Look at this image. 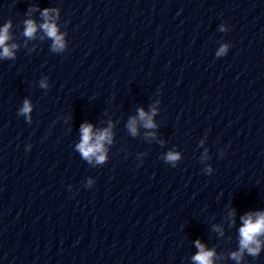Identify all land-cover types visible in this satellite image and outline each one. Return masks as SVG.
<instances>
[{"label": "clouds", "instance_id": "1", "mask_svg": "<svg viewBox=\"0 0 264 264\" xmlns=\"http://www.w3.org/2000/svg\"><path fill=\"white\" fill-rule=\"evenodd\" d=\"M50 12H56V9H44L41 15L44 17V22L37 25L32 19H27L24 22V36L29 39L34 38L38 27L44 31L46 36L50 38L52 43V50L54 52H62L66 48V42L64 35L59 32L58 26L55 20L50 16ZM58 15V13H57ZM11 28V21H8L0 28V57L11 59L14 57L12 49L16 48V45H12L11 48L7 46L6 42L11 38L9 35V29ZM221 31L225 28L222 25ZM228 51V45H222L216 52L217 57L225 56ZM41 87L46 88L47 83L41 81ZM32 105L29 100L25 99L23 106L19 109L18 114L22 115L31 122ZM156 114V109L151 110V114L146 113L143 109L138 110L139 120L143 122V126L147 129L155 128L156 125L153 122V116ZM127 127L133 136L137 135V119L131 118L127 124ZM81 140L76 145L77 150L81 154L82 158L88 163L95 161L97 165H103L107 159L105 143H112L111 125L109 128H104L96 132L93 131V125L90 123H84L80 127ZM148 135H154L148 133ZM180 159V155L177 152L169 151L164 160L167 163H171L175 166V163ZM210 171V169H209ZM93 181L90 179L85 187H91ZM234 215V212L230 213ZM242 226L239 228V248L237 251H233L230 254L232 260L240 264L243 256L247 253L251 257H258L264 247V211L249 212L241 218ZM195 246L198 249L197 254L192 258L194 264H214L213 258L215 256L214 250H208L199 241H195Z\"/></svg>", "mask_w": 264, "mask_h": 264}]
</instances>
